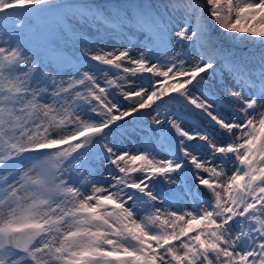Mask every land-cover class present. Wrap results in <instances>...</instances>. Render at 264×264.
<instances>
[{
  "label": "snow or ice",
  "instance_id": "snow-or-ice-1",
  "mask_svg": "<svg viewBox=\"0 0 264 264\" xmlns=\"http://www.w3.org/2000/svg\"><path fill=\"white\" fill-rule=\"evenodd\" d=\"M236 43L264 0H0V264H264V50ZM142 113L175 135L128 151Z\"/></svg>",
  "mask_w": 264,
  "mask_h": 264
},
{
  "label": "rangeland",
  "instance_id": "rangeland-1",
  "mask_svg": "<svg viewBox=\"0 0 264 264\" xmlns=\"http://www.w3.org/2000/svg\"><path fill=\"white\" fill-rule=\"evenodd\" d=\"M98 2L105 3V2H110V3H128V2H133V3H147V4H155L158 6H162L164 3L167 2V0H161V3L158 4L157 0H98ZM179 19V18H177ZM173 27L177 26L176 23L174 22ZM86 33V39L87 42L92 44L93 46L97 45V42L101 39V35H97L94 29H85ZM140 38L133 37L131 38L130 44H135L138 42ZM35 43V42H33ZM103 44L107 47H119L122 44H125L127 46H130L128 42H126L124 39L119 38V37H114V38H109L107 36H103ZM32 47L33 45H29ZM60 46L61 50L63 51L64 55L68 56L71 58L73 52L76 51L75 45L70 41V40H60ZM35 51H37L40 55L44 56V52L42 49L39 47L34 48ZM133 54H136V49H132ZM193 54H195L193 52ZM45 63H47V59L45 58ZM53 64L52 67H59L60 71L63 73L67 72H72L73 71V64H64L62 66ZM115 71V70H113ZM67 76L64 77L65 80H67ZM224 78H226V74H224ZM220 82L222 83L223 80L221 78L220 70L219 68L217 69V74L215 77L209 76L208 77V83H217ZM101 83H103V79L101 76ZM111 93H113L117 99H120L119 91L116 89H109ZM169 115H179L182 116L184 122L186 125H192V124H199L200 120L197 119L194 115H189L185 114V110L181 108L180 105H171L168 108L162 109L161 113V119H163L165 114ZM155 113L152 115H147L145 116L143 113L140 115V117L133 123L129 124L127 126V131L123 134L122 137H117L113 136L112 139L115 140L118 144H120L124 149L128 151H135L138 149L142 144L146 143L149 138H153L156 141H160L161 138L168 136L166 131L168 126L163 125L161 126L160 129H157L155 132L153 129L156 128V125L153 124V116ZM101 170L99 165H97L94 168V171ZM97 179H100L99 176L96 177ZM190 186V183L188 180H182L178 186H171V187H177L179 189H184L186 187Z\"/></svg>",
  "mask_w": 264,
  "mask_h": 264
},
{
  "label": "trees",
  "instance_id": "trees-1",
  "mask_svg": "<svg viewBox=\"0 0 264 264\" xmlns=\"http://www.w3.org/2000/svg\"><path fill=\"white\" fill-rule=\"evenodd\" d=\"M158 4L161 3V0H157ZM233 50L236 51L238 54L242 53L245 55L248 54H256L258 55L262 50L261 46L256 43V44H240V43H236L233 46Z\"/></svg>",
  "mask_w": 264,
  "mask_h": 264
},
{
  "label": "water",
  "instance_id": "water-1",
  "mask_svg": "<svg viewBox=\"0 0 264 264\" xmlns=\"http://www.w3.org/2000/svg\"><path fill=\"white\" fill-rule=\"evenodd\" d=\"M167 135H169L170 134V132H171V135H175V133H174V131H171L170 129H169V127L167 128Z\"/></svg>",
  "mask_w": 264,
  "mask_h": 264
},
{
  "label": "bare ground",
  "instance_id": "bare-ground-1",
  "mask_svg": "<svg viewBox=\"0 0 264 264\" xmlns=\"http://www.w3.org/2000/svg\"><path fill=\"white\" fill-rule=\"evenodd\" d=\"M56 66V65H55Z\"/></svg>",
  "mask_w": 264,
  "mask_h": 264
}]
</instances>
